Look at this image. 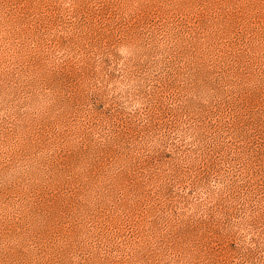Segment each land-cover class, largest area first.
Segmentation results:
<instances>
[{
    "label": "rangeland",
    "instance_id": "374dc122",
    "mask_svg": "<svg viewBox=\"0 0 264 264\" xmlns=\"http://www.w3.org/2000/svg\"><path fill=\"white\" fill-rule=\"evenodd\" d=\"M0 264H264V0H0Z\"/></svg>",
    "mask_w": 264,
    "mask_h": 264
}]
</instances>
